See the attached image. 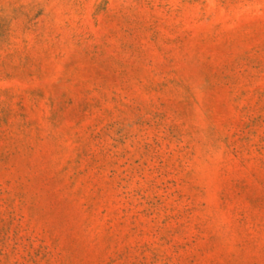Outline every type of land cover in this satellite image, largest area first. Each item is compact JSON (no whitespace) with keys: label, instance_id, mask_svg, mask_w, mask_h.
<instances>
[{"label":"rangeland","instance_id":"374dc122","mask_svg":"<svg viewBox=\"0 0 264 264\" xmlns=\"http://www.w3.org/2000/svg\"><path fill=\"white\" fill-rule=\"evenodd\" d=\"M0 264H264V0H0Z\"/></svg>","mask_w":264,"mask_h":264}]
</instances>
